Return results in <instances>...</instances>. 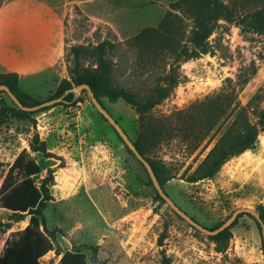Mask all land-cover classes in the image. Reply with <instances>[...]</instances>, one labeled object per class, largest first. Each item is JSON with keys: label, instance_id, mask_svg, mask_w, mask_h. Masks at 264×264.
I'll list each match as a JSON object with an SVG mask.
<instances>
[{"label": "rangeland", "instance_id": "rangeland-1", "mask_svg": "<svg viewBox=\"0 0 264 264\" xmlns=\"http://www.w3.org/2000/svg\"><path fill=\"white\" fill-rule=\"evenodd\" d=\"M224 1L233 10L232 19L218 21L208 38L209 51L180 64L181 81L142 119L123 101L100 98L131 141L147 138L141 126L154 117L185 110L221 88L233 92L241 107L264 108V33L254 30L245 17L263 6L264 0ZM66 8L64 67L51 80L21 90L46 101L59 80L69 78V46L102 40L115 45L108 53L115 65L114 82L138 92L151 86L159 68L138 69L136 48L127 41L142 29L155 28L162 16L151 19L144 13L114 11L94 3L85 10L77 5ZM0 98L12 105L5 93L0 92ZM73 99V105L60 101L24 119L0 115V184L20 150L29 149L34 139L45 142L46 155L31 152L40 168L32 178L39 184L48 176L47 169L52 170V200L43 216L47 226L58 231L57 240L64 249L70 241L97 246L103 264H163L164 258L169 264H264L261 230L251 214L242 212L232 220L226 240L217 241L192 227L157 199L141 163L93 107L86 91H74ZM251 118L256 122L254 115ZM224 127L219 126L209 142L198 146L194 139L186 142L173 131L148 154L173 173L162 185L163 191L208 229L225 222L237 208L255 211L257 205L264 206V129L253 149L227 160L213 178L189 183L182 177L196 167ZM27 222L26 214L16 216L0 209V250L8 234ZM59 257L50 251L40 261L58 264Z\"/></svg>", "mask_w": 264, "mask_h": 264}, {"label": "trees", "instance_id": "trees-1", "mask_svg": "<svg viewBox=\"0 0 264 264\" xmlns=\"http://www.w3.org/2000/svg\"><path fill=\"white\" fill-rule=\"evenodd\" d=\"M183 17L188 21L185 22ZM232 17L233 10L224 0L169 2L168 10L164 12L155 28L142 29L127 41L131 47L136 48L138 69L149 71L155 67L159 68L151 86L143 92L133 91L114 82L112 75L115 65L108 56L109 51L115 48L113 43L102 40L94 45L73 44L66 52L69 78L59 80L53 94L47 100L62 96V102L73 105L74 92L71 89L86 84L99 103L101 97L109 102L121 100L142 119L156 105L169 97L181 81L180 64L206 54L209 51L208 38L218 21L231 20ZM245 17L254 30L264 33V5L249 12ZM0 85H5L24 106L43 102L35 100L19 88L16 73H0ZM11 104L6 105L0 98V115L10 114L24 119L29 114L58 103L35 111H23L13 102ZM251 114L257 118L256 122L252 120ZM222 124L225 126L224 129L201 161L191 172L182 174L185 181L193 183L213 178L227 160L254 148L259 131L264 129V108L249 104L241 107L233 92L227 93L221 88L203 100L190 104L185 110L164 117H154L146 127L141 126L147 131V138L140 143L132 142L138 153L149 163L162 187L165 181L174 176L160 159L148 155L150 149L164 137L173 134V131L186 142L194 139L195 145L198 146L202 141L209 142ZM128 151L133 154L129 149ZM31 152L46 155L45 142L34 139L29 143V149L20 150L0 184V209L16 216L28 215L26 226L10 232L5 239L0 251V264H43L40 258L49 251L60 256L58 264H103L97 257V246L70 241L69 250H62L60 247L57 240L58 231L55 227H48L43 216L48 202L52 200L50 193L53 184L52 170L48 168L46 172L48 176L42 177L39 184H36L32 177L40 172V168ZM142 168L146 172L143 165ZM147 177L149 184L152 185L148 174ZM156 197L165 203L157 192ZM255 211L264 223V206L257 205ZM256 224L259 227L257 222ZM228 229L229 227L211 237L217 241L221 238L226 240ZM169 262L168 258H164L163 264Z\"/></svg>", "mask_w": 264, "mask_h": 264}, {"label": "crops", "instance_id": "crops-1", "mask_svg": "<svg viewBox=\"0 0 264 264\" xmlns=\"http://www.w3.org/2000/svg\"><path fill=\"white\" fill-rule=\"evenodd\" d=\"M170 0H5L0 5V73L18 75L20 89L56 77L64 67L66 6L103 4L114 11L161 17ZM60 74V73H59ZM62 76V75H61ZM6 239V238H5ZM5 239L2 241L4 243ZM59 245L64 249L61 243ZM1 251V250H0ZM50 252V251H49Z\"/></svg>", "mask_w": 264, "mask_h": 264}, {"label": "water", "instance_id": "water-1", "mask_svg": "<svg viewBox=\"0 0 264 264\" xmlns=\"http://www.w3.org/2000/svg\"><path fill=\"white\" fill-rule=\"evenodd\" d=\"M85 90L91 104L93 107L97 110L98 113H100L103 118L113 127L115 132L119 135L125 146L133 153V155L141 162L143 167L146 169V172L149 176V179L151 180L153 188L156 190V192L159 194V196L164 200L165 204L174 212L176 213L179 217H181L183 220H185L189 225L192 227L198 229L204 234L207 235H215L218 232L222 231L225 229L231 222L232 220L242 212H246L251 214L256 222L258 223L260 230H261V237H262V242L264 246V223L259 217V214L251 210L250 208H237L234 210L231 216L227 218L225 222H223L219 227L215 229H208L202 225H200L198 222H196L194 219H192L188 214H186L183 210H181L175 203L174 201L163 191L162 187L159 185L158 181L156 180L154 173L149 165V163L138 153L136 150L133 142L130 140L128 135L124 132V130L119 126V124L116 122V120L106 111V109L98 102L97 98L94 96L92 93L91 89L89 88L88 85L86 84H80L74 88L71 89V91H81ZM3 91L9 98L10 100L21 110L23 111H35L39 108L47 107L50 105H53L55 103H58L62 100V96L54 98V99H49L46 101H43L39 104L33 105V106H24L20 103V101L14 96V94L11 93V91L5 86V85H0V92Z\"/></svg>", "mask_w": 264, "mask_h": 264}]
</instances>
